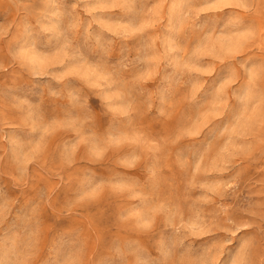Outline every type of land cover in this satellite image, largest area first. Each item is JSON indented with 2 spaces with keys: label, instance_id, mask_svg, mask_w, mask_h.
<instances>
[{
  "label": "rangeland",
  "instance_id": "1",
  "mask_svg": "<svg viewBox=\"0 0 264 264\" xmlns=\"http://www.w3.org/2000/svg\"><path fill=\"white\" fill-rule=\"evenodd\" d=\"M0 264H264V0H0Z\"/></svg>",
  "mask_w": 264,
  "mask_h": 264
}]
</instances>
